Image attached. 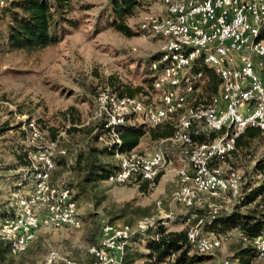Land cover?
<instances>
[{"label":"built area","instance_id":"2783aa9c","mask_svg":"<svg viewBox=\"0 0 264 264\" xmlns=\"http://www.w3.org/2000/svg\"><path fill=\"white\" fill-rule=\"evenodd\" d=\"M6 1L0 0V8ZM144 4L155 11L144 14L138 32L160 42L159 57L151 63L156 98L144 101L104 91L97 96L95 118L103 122L112 145L120 144L119 127L136 119L148 127L173 124L174 135L164 143L178 149L182 166L172 200L186 209H202V197L234 203L241 196L242 175L227 167L226 159L247 127L264 135V0H144ZM204 69L219 78L217 92L209 98L201 93ZM24 132L32 181L29 190L13 195V215L0 221V241L9 244L12 257L25 252L38 229L81 226L73 192L51 181L54 159L67 157L66 149L56 140L43 143L33 121ZM200 133L215 137L200 143L195 139ZM162 144L152 151L115 149L116 170L105 181L152 182L170 164ZM160 221L167 225L156 217L138 221L135 229L103 222L99 242L88 253L94 264H121L131 236L154 229ZM187 225V241L197 253L211 254L226 240L205 231V220L196 215ZM251 244L257 250L255 260L264 259V230ZM43 264L77 263L50 253Z\"/></svg>","mask_w":264,"mask_h":264},{"label":"rangeland","instance_id":"374dc122","mask_svg":"<svg viewBox=\"0 0 264 264\" xmlns=\"http://www.w3.org/2000/svg\"><path fill=\"white\" fill-rule=\"evenodd\" d=\"M71 5V15L80 21L79 27L64 35L58 43L37 50L9 51L6 39L10 15L5 14L0 20V217L13 215V195L17 190H29L30 181H22L6 170L18 166L23 158L21 148H28L24 132L28 123L33 121L38 125L43 143L56 140L67 151L69 164L58 163L52 175L53 183L75 186L79 180L78 172L71 165L88 149H97L95 155L100 161L117 166L112 152L101 153L110 143L109 139L94 138L99 125L94 113L98 94L112 93L114 86L121 85L141 88L142 92L136 97L144 101L156 98L151 59L159 52L160 42L156 38H144L138 32L144 14L154 12L155 7L148 9V5H143L134 16L125 19L128 27L139 33L128 38L104 24L108 0H72ZM81 6L86 10L81 11ZM216 92L201 90L204 98ZM135 123L142 122L136 119ZM139 144L147 151L159 146L150 142L147 136ZM263 156L264 136L252 140L247 149L231 157L233 164L226 166L246 175L254 162ZM181 166V162L172 161L158 185L150 186L144 193L140 192L143 181L113 185L104 180L87 186L85 193L73 189L80 228L38 229L25 252L10 256L0 264H43L50 253L77 264H94L88 249L99 241L103 222L135 229L136 223L144 218H164L167 223L166 215L172 214L174 218L168 220V229H186L188 225H183L182 219L189 211L172 200ZM18 179L22 183L15 182ZM202 201L204 210H228L233 204L209 197H202ZM176 218L180 221L173 223ZM221 236L226 240L220 249L208 254L207 262L202 264L232 262V253L239 245L237 231ZM146 243L145 237L130 243L128 252L134 251L135 264H141L139 256L146 253ZM251 264H264V259L254 260Z\"/></svg>","mask_w":264,"mask_h":264},{"label":"trees","instance_id":"16d2710c","mask_svg":"<svg viewBox=\"0 0 264 264\" xmlns=\"http://www.w3.org/2000/svg\"><path fill=\"white\" fill-rule=\"evenodd\" d=\"M71 2L72 0H7L6 5L0 8V20L4 18L5 14H9L11 18V23L8 25L6 48L9 51L27 52L58 43L64 35L73 29H77L80 24V21L71 15L73 11ZM108 4L104 24L128 38L137 36L139 33H134L125 23V19L134 16L136 10L145 5L144 0H108ZM84 8L85 6H81L80 10H86ZM158 57L159 53L151 61L154 62ZM203 72L205 78L203 89L215 92L219 86V78L209 69H204ZM141 92L142 89L139 87L131 88L117 85L114 86V92L112 93L118 97H136ZM107 132L101 121L94 138L105 137L109 139ZM174 132L175 127L171 123L156 127H148L143 123L139 125L137 123H126L118 129L120 144L112 145L109 143L101 153L109 154V152H112L113 154L115 149H118L120 153L129 152L135 149L140 140L146 136L150 142L161 140L165 142L174 135ZM262 136L264 135L259 129L247 127L237 139L234 151L226 159V165L227 163L232 165L231 157H235L239 151L247 149L252 140ZM214 137L215 134L207 136L206 133H200L195 136V139L202 143L210 141ZM165 144L163 143L162 147L166 150L165 147L168 146ZM21 151L23 152V158L20 160L21 157H18V160H20L18 166L6 170L12 172L13 176L22 178V181L29 182L32 181L28 158L30 150L29 148H21ZM96 152H98L97 149H88L85 155L79 154L75 158L71 166H73L72 169L78 172L79 180L75 186L62 184L64 188L72 192L73 189H76L79 193H85L87 186L106 180L116 170V167L110 163L100 161L95 155ZM169 154L166 152L167 158H171ZM67 158L68 156H57L54 159L55 166L57 167L59 162L67 166L69 164ZM162 176L163 173L159 174L152 182L143 181L140 192H147L150 186H157ZM133 181L142 180L137 178ZM15 182L22 183L19 179ZM240 194L241 196L228 210H215V212H212L211 209L204 210V207L202 209L190 208L182 222L183 225H186L189 219L196 215L198 218L205 220L204 230L207 232L225 236L230 231H237L239 233V245L232 253L231 263L251 264L257 257V250L251 243L264 230V156L254 162L250 172L242 175ZM73 200H75L74 196ZM245 207H247L245 211H242V208ZM3 218L6 219L0 217V219ZM179 221L180 219L176 218L173 223ZM144 237L147 238L146 253L139 256V259L142 260L141 264H202L207 262L208 255L197 253L187 241L185 228L180 231H170L167 225L160 221L154 229L133 234L130 243L140 241ZM98 242L93 246H96ZM9 252V244L0 241V263H4L11 256ZM133 252H127L121 264H135L136 257Z\"/></svg>","mask_w":264,"mask_h":264},{"label":"crops","instance_id":"0c3cea01","mask_svg":"<svg viewBox=\"0 0 264 264\" xmlns=\"http://www.w3.org/2000/svg\"><path fill=\"white\" fill-rule=\"evenodd\" d=\"M132 124V123H131ZM149 139V138H148ZM152 143H156V144H161V143H164V141H159V142H152ZM166 146L168 147H165L166 150H167V153H170L169 155H171V158H168V160L170 161V163L173 161V162H178L179 163V154H178V151L176 148L170 146L168 143L165 144ZM163 146V145H162ZM164 148V147H163ZM135 149H138V150H144L140 147V144L135 148ZM233 205V204H232ZM247 207L245 208H242V209H246ZM170 231H177V230H170ZM237 234L239 235V233L237 232ZM231 264V263H229ZM234 264V263H232Z\"/></svg>","mask_w":264,"mask_h":264}]
</instances>
